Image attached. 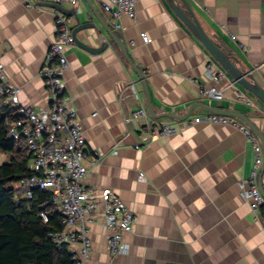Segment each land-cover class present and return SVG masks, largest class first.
Masks as SVG:
<instances>
[{"label":"crops","instance_id":"obj_1","mask_svg":"<svg viewBox=\"0 0 264 264\" xmlns=\"http://www.w3.org/2000/svg\"><path fill=\"white\" fill-rule=\"evenodd\" d=\"M39 1L72 7L69 0ZM176 1L187 12L184 1ZM92 2L121 32L130 58L146 76L158 116L149 113L142 84L115 42L101 52L77 44L66 50V94L88 147L100 151L84 182L113 189L137 215L132 230L124 233L127 250L114 255L108 251L103 220L92 224L91 250L83 264H264V230L238 186L255 160L252 143L232 125L190 122L212 113L208 107L232 109L264 134V105L225 71L218 80L206 75L208 61L222 69L220 64L166 0H137L136 17H121L119 28L101 0ZM187 2L213 41L229 49L264 86V0ZM34 3L27 7L22 0H0V60L8 79L21 87V102L40 109L49 101L40 69L54 37L55 13L61 11ZM76 7L79 15H67L72 29L93 15L85 0ZM77 35L87 41L85 31ZM211 85L223 90L221 99L202 95L200 87ZM239 91L254 105L238 101ZM139 107L158 124L183 127L169 136L151 134L143 128V116L133 117ZM258 184L264 192V162Z\"/></svg>","mask_w":264,"mask_h":264},{"label":"built area","instance_id":"obj_2","mask_svg":"<svg viewBox=\"0 0 264 264\" xmlns=\"http://www.w3.org/2000/svg\"><path fill=\"white\" fill-rule=\"evenodd\" d=\"M27 7L37 6L33 0H22ZM76 7L78 0H69ZM104 10L116 21L123 16L134 19L137 15V0H101ZM68 16L56 12L54 17V37L46 52L40 73L49 93L48 104L40 109L25 105L20 100L21 87L12 83L0 60V103L13 109L7 116L5 126L8 137L24 139L31 155L32 174L15 185L17 197L31 198L35 189L49 192L39 212L48 221L53 211L61 215L63 228L52 231L50 236L57 244H67L72 252L74 264H83L91 250L90 226L99 218L108 231L107 247L111 255L127 250L124 233L132 230L137 215L122 200L121 196L109 187L96 189L84 182L90 167L99 160L100 151L90 149L84 136L83 126L77 109L70 103L66 94L64 71L69 65L66 50L75 45ZM143 41L148 35L141 32ZM235 38V35H232ZM205 73L210 79L224 77V70L208 61ZM264 81V73L262 74ZM203 96L221 99L223 90L215 85L202 86ZM238 101L253 106V100L244 92L237 94ZM96 113H94L95 115ZM133 117L143 116L151 134L169 136L180 132L182 127L152 121L145 107L133 111ZM191 123L208 122L232 125L240 130L252 143L255 160L250 175L238 181L242 196L249 202L255 219L264 230V195L259 188L258 176L264 162L263 148L258 136L244 122L235 116L208 113L195 116ZM188 124V122L186 123ZM2 153V152H0ZM3 160H0V162ZM139 177H144L141 171Z\"/></svg>","mask_w":264,"mask_h":264},{"label":"trees","instance_id":"obj_3","mask_svg":"<svg viewBox=\"0 0 264 264\" xmlns=\"http://www.w3.org/2000/svg\"><path fill=\"white\" fill-rule=\"evenodd\" d=\"M13 109L0 103V264H74L67 244H57L50 233L63 228L57 211L44 221L39 212L49 192L35 189L31 198L17 197L15 185L32 174L25 140L8 137L5 119Z\"/></svg>","mask_w":264,"mask_h":264},{"label":"water","instance_id":"obj_4","mask_svg":"<svg viewBox=\"0 0 264 264\" xmlns=\"http://www.w3.org/2000/svg\"><path fill=\"white\" fill-rule=\"evenodd\" d=\"M40 4L50 5L52 7L57 8L62 13L73 16L79 15L80 9L78 7H66L58 2L53 3H44L39 0H34ZM177 16L184 22V24L194 33V35L202 42V44L206 47L209 53L213 56L214 59L220 64L221 68L242 88L246 91L253 94L263 105H264V86L261 85L258 80L255 78L251 70L246 69L243 65H241L240 61L237 57L232 55V53L226 47H221L217 43L213 41V39L206 33L196 16L194 15L191 7L187 0H183L187 12L183 9V7L176 0H166ZM87 6L92 11L93 15L89 17L88 20L79 23L72 29V34L74 36L75 43L80 47L90 51V52H101L105 50L110 42H115L121 49L125 59L131 65L132 69L136 72L138 76V81L142 84L144 92L146 93L147 105L149 109V113L154 116L156 113L154 112V108L152 105L150 91L148 87V83L146 80V76L143 71L135 64V62L130 58L126 43L122 38V34L118 29L112 28L100 15L99 11L96 9L92 0H85ZM94 17L99 21L100 26H98L97 22L94 20ZM79 31H85L87 41H84L80 38L77 33ZM103 31L110 37V40L105 37ZM88 38H92L93 40L98 39L99 44L93 45L89 43ZM209 110L218 114H226L239 118L243 122H245L252 131L258 136L260 142L263 145L264 149V134L260 131V129L242 112L232 109H217L214 107H208ZM164 115L173 116V113H163ZM188 115H183L185 118ZM259 188L262 191L261 185L259 184Z\"/></svg>","mask_w":264,"mask_h":264},{"label":"rangeland","instance_id":"obj_5","mask_svg":"<svg viewBox=\"0 0 264 264\" xmlns=\"http://www.w3.org/2000/svg\"><path fill=\"white\" fill-rule=\"evenodd\" d=\"M1 154V153H0ZM3 154H5V153H3ZM1 156V155H0ZM0 159H1V157H0Z\"/></svg>","mask_w":264,"mask_h":264}]
</instances>
